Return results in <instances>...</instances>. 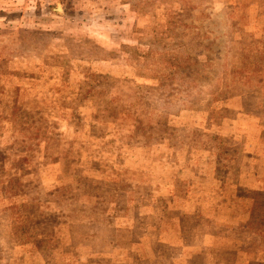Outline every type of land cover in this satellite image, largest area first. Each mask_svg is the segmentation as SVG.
Here are the masks:
<instances>
[{
	"label": "rangeland",
	"instance_id": "obj_1",
	"mask_svg": "<svg viewBox=\"0 0 264 264\" xmlns=\"http://www.w3.org/2000/svg\"><path fill=\"white\" fill-rule=\"evenodd\" d=\"M0 264H264V0H0Z\"/></svg>",
	"mask_w": 264,
	"mask_h": 264
}]
</instances>
